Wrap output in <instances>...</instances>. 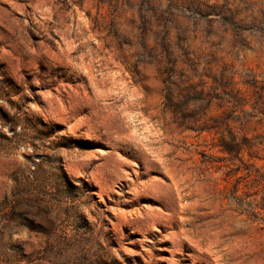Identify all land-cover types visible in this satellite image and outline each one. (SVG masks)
<instances>
[{"label":"rangeland","instance_id":"rangeland-1","mask_svg":"<svg viewBox=\"0 0 264 264\" xmlns=\"http://www.w3.org/2000/svg\"><path fill=\"white\" fill-rule=\"evenodd\" d=\"M0 264H264V0H0Z\"/></svg>","mask_w":264,"mask_h":264},{"label":"trees","instance_id":"trees-1","mask_svg":"<svg viewBox=\"0 0 264 264\" xmlns=\"http://www.w3.org/2000/svg\"><path fill=\"white\" fill-rule=\"evenodd\" d=\"M29 198H24V202L28 201ZM20 204V201L16 197H12L10 199H4L3 201V210L2 214L3 216H6L7 214H14V211L16 207Z\"/></svg>","mask_w":264,"mask_h":264},{"label":"water","instance_id":"water-1","mask_svg":"<svg viewBox=\"0 0 264 264\" xmlns=\"http://www.w3.org/2000/svg\"><path fill=\"white\" fill-rule=\"evenodd\" d=\"M83 31V29H81ZM84 32V31H83ZM85 33V32H84Z\"/></svg>","mask_w":264,"mask_h":264}]
</instances>
